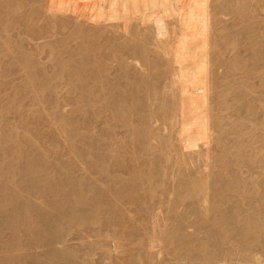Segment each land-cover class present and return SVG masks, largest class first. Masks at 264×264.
Instances as JSON below:
<instances>
[{
	"label": "rangeland",
	"instance_id": "obj_1",
	"mask_svg": "<svg viewBox=\"0 0 264 264\" xmlns=\"http://www.w3.org/2000/svg\"><path fill=\"white\" fill-rule=\"evenodd\" d=\"M68 1L0 0V264H264V0H207L191 152L175 18L163 41Z\"/></svg>",
	"mask_w": 264,
	"mask_h": 264
},
{
	"label": "bare ground",
	"instance_id": "obj_2",
	"mask_svg": "<svg viewBox=\"0 0 264 264\" xmlns=\"http://www.w3.org/2000/svg\"><path fill=\"white\" fill-rule=\"evenodd\" d=\"M72 3L68 1L67 10L76 18L90 15L95 20L105 17L110 21L122 22L124 30L128 28L132 12H138L142 24H152L155 37L162 40L168 35L166 19L175 18L180 32L179 35L176 33L178 39L172 48L174 64L178 66L173 75L176 79L174 83L180 89L179 114L182 121L178 132L179 145L181 150L188 152L199 149L200 145L206 146L209 141L206 114L209 63L206 53L195 42L203 38L207 31V0H141L134 8L128 7L126 0H74Z\"/></svg>",
	"mask_w": 264,
	"mask_h": 264
}]
</instances>
